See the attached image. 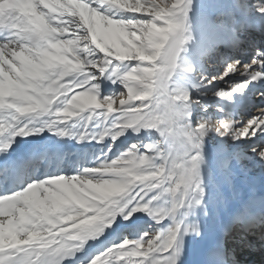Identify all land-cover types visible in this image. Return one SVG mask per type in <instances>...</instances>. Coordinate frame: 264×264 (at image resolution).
<instances>
[{
	"label": "snow or ice",
	"instance_id": "snow-or-ice-1",
	"mask_svg": "<svg viewBox=\"0 0 264 264\" xmlns=\"http://www.w3.org/2000/svg\"><path fill=\"white\" fill-rule=\"evenodd\" d=\"M194 10L0 0V264H239L234 244L264 242V189L235 185L264 171V102L217 115L198 98L264 83V0L209 18L213 72L181 62Z\"/></svg>",
	"mask_w": 264,
	"mask_h": 264
},
{
	"label": "bare ground",
	"instance_id": "bare-ground-1",
	"mask_svg": "<svg viewBox=\"0 0 264 264\" xmlns=\"http://www.w3.org/2000/svg\"><path fill=\"white\" fill-rule=\"evenodd\" d=\"M166 2H168L166 0ZM225 3V0H193V4L195 5V10L193 13H191V23L193 26V31H194V35L196 36V41L189 43L187 45V49L185 52L182 53L181 55V62L184 64L186 63L187 58L189 57L190 54V50L194 49V46L196 44H198L199 46V42L201 41H208L210 42L209 44H212V41H214L215 39H219L221 37V33L219 32H214L208 24V20L211 17H215L216 14L219 12V10L223 7ZM220 34V37L218 36ZM257 39V38H256ZM260 42H264V38H259ZM203 43V42H202ZM201 44V43H200ZM208 44V45H209ZM202 45V44H201ZM197 46V47H198ZM201 47V46H200ZM199 48V47H198ZM225 56H232V55H237L239 58L240 55H244L245 52L243 53H232L230 51H228L227 49H223L221 48L220 50ZM218 59L219 62H213L210 63V68H212L213 66H215V68L219 67V63H220V56L215 55ZM218 63V64H216ZM186 75L185 72L183 71H178L177 74L175 75V77L173 78L174 83L178 84L180 86H189V84L183 79V76ZM226 80L228 79H232L235 80L236 77H226ZM218 87H226L224 82H216ZM259 88L260 91L262 92L264 91V83H259V84H252L249 85L248 88H246L242 93H234L233 94V98L234 99H230L229 101L236 104H233L234 106V111L236 114L238 115H243L246 114L247 112H249L250 110V106L246 107L247 105H245L247 103V101H250V105H252V100L250 99H258V94H254L253 96H250V93L252 90ZM205 94L209 97H214V98H218L216 96H214L212 94V91L210 89H207L205 91ZM224 99V98H221ZM249 99V100H247ZM255 111H258V109H256ZM254 111V112H255ZM102 117H100L99 115L94 117V120L92 121L93 124H95L97 126V128H94L93 130H97L99 127H102L103 125L101 124L102 121ZM83 123V121L80 122V124H77V128H79L81 126V124ZM43 135V133L41 134ZM33 137H26L25 139H32ZM19 139V137H18ZM88 143H92V142H88ZM74 147H79V145H74ZM100 147V145L98 147H96L97 149ZM206 149L209 153H211L214 149V146L210 145L207 140H206ZM251 180L252 182H254L256 189L259 191L261 189H264V171L261 170H256L254 169L251 172L250 176H237L235 179V185H236V190L239 193L240 196H245L246 192H247V186H248V181ZM187 239V237H186ZM254 239V240H253ZM257 239V242H262L259 238L258 235H252L249 237V240L251 241V243L245 242V243H239L237 242L236 244H234V248H235V254H236V258L239 260V263H244V264H264V254H261L259 249H256L255 247H251L250 245L255 242V240ZM253 240V241H252ZM257 244V243H254ZM261 244V243H260ZM258 246V244L256 245Z\"/></svg>",
	"mask_w": 264,
	"mask_h": 264
},
{
	"label": "rangeland",
	"instance_id": "rangeland-1",
	"mask_svg": "<svg viewBox=\"0 0 264 264\" xmlns=\"http://www.w3.org/2000/svg\"><path fill=\"white\" fill-rule=\"evenodd\" d=\"M167 1L168 2H171V0H167ZM117 14L118 15H121V13H117ZM123 15H128V14L127 13H124ZM218 36L220 37V34ZM208 44H209L208 41L207 42L206 41H201V42H199V46H198V44H196L194 46V49L190 50V54H189V57L186 60V63L189 64V65H191L197 71H201V70L206 69L208 72H213L215 70L214 67L210 68V66H209L210 63L212 61H215V60H213V59H211L209 57L212 54L209 51L211 45L210 44L208 45ZM240 57L246 60L247 59V52L245 51V54L242 55V56L240 55ZM205 58H207L209 60V63L208 64H205L204 63ZM216 64H218V63H216ZM185 74L186 75L183 76V79L190 86L191 83L193 82L194 73H187V72H185ZM108 90H112V86L111 85L108 86ZM206 90L207 89H202V91H204V92ZM259 91H260L259 89L252 90V92L250 93V96H253L254 94L258 93ZM192 95H194V96L197 95V92L194 90L192 92ZM198 98L201 100L202 103H206V104H208L210 106L209 111H211L213 114L222 115L223 113L219 112L218 109H224L225 112L235 113L233 104H236V103H233V101L230 102L229 101L230 99H221V98L209 97L206 94L203 95V96H199ZM232 99H234V98H232ZM261 102H264V96H261L260 97V100H256L255 99L253 101V106L259 105ZM253 106L250 107V109H249L250 111L251 110L252 111H255L256 110V109H252ZM74 120H75V118H74ZM215 139H218V138H215ZM209 144L212 145V146H214V141L212 143H209ZM256 170H260V169L257 168Z\"/></svg>",
	"mask_w": 264,
	"mask_h": 264
}]
</instances>
